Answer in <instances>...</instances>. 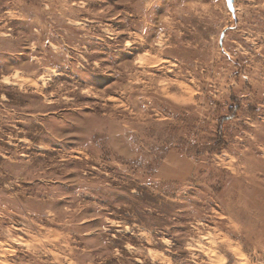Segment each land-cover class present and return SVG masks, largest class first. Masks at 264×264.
<instances>
[{
	"label": "rangeland",
	"instance_id": "1",
	"mask_svg": "<svg viewBox=\"0 0 264 264\" xmlns=\"http://www.w3.org/2000/svg\"><path fill=\"white\" fill-rule=\"evenodd\" d=\"M0 264H264V0H0Z\"/></svg>",
	"mask_w": 264,
	"mask_h": 264
}]
</instances>
